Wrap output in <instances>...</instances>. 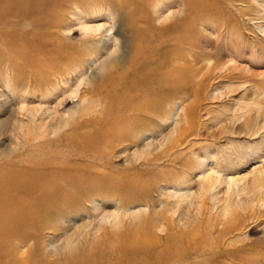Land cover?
<instances>
[{
    "label": "bare ground",
    "instance_id": "6f19581e",
    "mask_svg": "<svg viewBox=\"0 0 264 264\" xmlns=\"http://www.w3.org/2000/svg\"><path fill=\"white\" fill-rule=\"evenodd\" d=\"M79 1L0 0V45H3L5 49V53L0 50V65L8 69L5 72V76H2V80L3 77L6 79L8 91L4 88L0 90V112L9 111L11 113L14 118L12 128L15 132L17 131V136H15L17 143L12 145V141L9 144L10 148L8 146L6 150L0 149V264H62L60 259H58L59 261L54 260L55 256L57 257L58 255V251L63 249L62 246L61 249L56 247L55 249L51 248L52 250H45V252L39 246V244H42L43 249L52 246L49 241L38 239L41 234L46 233V230L53 229L54 225H50L48 221L47 224L45 223L44 228H41V230L38 228V231L34 228L35 231H29V234L23 239H20V236V238H17V235L26 229L28 230V228L31 230L33 226L40 227V224L51 216H55L57 222L59 221L62 226L71 225L75 223L73 222L74 219L71 217L66 218L69 216H67V213L69 214L72 211L70 205H81L82 203L88 205L87 202L92 204V210L100 211V215H102L98 224L95 221H86L82 226L77 227L79 236L85 240H88L91 235L97 234V237H94L95 244L88 247L90 259L92 253L110 249L111 252L118 254H116L117 256H110L111 264H184L183 262L189 259L188 257L191 256V253L197 258L203 259L201 264H214L220 253L215 254L218 250L217 248L211 249L215 242L212 237L213 233L210 232L208 234L209 232L199 231L200 223L195 228L187 229L174 217L177 210H179L180 203L170 202V200L184 197L182 195L179 196L181 189L174 190L175 193L169 191L161 195L166 197V206L158 215H156L155 209L150 204L135 209L128 207V201L121 208L115 209L113 212H107L106 209H101L103 207L102 202L100 203L97 199H93V196H95L93 194L108 185L116 184V182H111L110 178L109 180L107 179L111 175L107 171L110 169L107 162L112 152H114L112 148L115 149L116 146L122 145L131 139L139 140L140 136L143 135L139 128L132 132L111 131L112 139L108 141L109 145H111L107 144L108 147L102 153H99L101 159H98L99 161L95 160L91 164H89L90 162L88 164L83 163L85 161L83 158L75 159L70 158L74 156L67 155L60 157L51 155L49 158H47L48 156L45 158L35 157V159L31 158V160L30 158H25L28 154L25 152L26 146L34 147L35 151H44V155H48L51 149L49 145H45L49 144V142L53 144L54 142L51 143L52 137H56L59 133L61 135V132L65 131L69 126L74 125L73 130H76L79 127L89 125L93 121L99 123L98 117L101 116V111L100 113L98 112L105 100L103 101L102 98H96L95 100L94 98L95 101H88L91 95L81 91L82 84L93 82L97 73L102 75L104 72L108 71L109 73L111 71L110 76L107 78V83L117 84V88L105 96L106 99H113L117 102L123 100V98L126 100L124 104L121 103L120 112L115 113L109 120L105 121V126L116 128L126 122L138 125L139 122L144 123L142 117H159L166 122L170 120L172 112H166L167 114L163 115L165 110L160 112L152 108L142 107V102L150 94L166 90L165 86L171 87L176 82L192 78L195 70L193 65L194 58L191 60L180 59L175 65L168 64L162 67L165 72L161 73L158 81L149 82L148 78L157 75L159 70V61L153 57L161 51V47L152 48V41L156 35L161 37L164 34L163 29H166L167 24H169L168 22L175 18L178 20L174 21V28L182 27L180 35H185L187 29L183 20L186 14H190L195 9L208 10L214 1H92L87 5L86 12L82 13L87 15L88 12L89 14L91 12L93 17L88 18L81 15L75 17L73 15V20L76 19V22H78L77 26H79L78 30L81 34L78 42L81 43V47H66L64 44V39L66 38L61 33L66 34L67 30L71 31L69 30L71 26L68 27L66 26L67 24H64L68 19L66 20L67 17L65 18L59 11L67 5L68 8L70 3L75 5V8H78ZM105 3L108 4L107 13L104 12L107 15L102 12L106 10L103 6ZM172 3L177 4L178 9H170L169 13L165 14V9ZM183 7H190V9L188 11L187 9L183 10ZM146 9L147 12L139 17L137 16V14L139 15ZM136 16L138 18H135ZM21 22L26 27L16 28ZM16 41H22L24 45L18 46L16 48L17 51L12 52L14 43L17 46ZM72 42L74 41L72 40ZM183 43L181 42L180 44L183 45ZM181 45L175 46L174 49L179 50ZM33 46L36 49L33 50ZM113 47L115 50L111 51ZM99 51H103L102 53L108 54L109 57L96 63L98 59L100 60L98 58ZM151 58L152 62L158 64V66L154 65L147 70L145 64L149 63ZM127 59L130 60V63L124 69ZM73 64L77 66L75 71L81 73L83 78H79L80 81H77L78 85L76 84V87L73 86L75 87L74 89L70 88L71 91L69 92L66 91V88H68L71 79L67 76L69 67ZM48 72H54L55 74L53 77H49L47 76ZM1 83L3 84V81ZM148 85L152 86L151 88L149 87V90L147 89ZM59 93H63L65 97L75 98L77 103L82 104L80 110H75L71 113L62 112L60 109L63 99V101L58 99V103L53 105L54 100L57 99L55 96ZM15 101H19L18 106L14 104ZM87 101L89 103H86ZM99 114L100 116H98ZM18 115L22 117H18ZM185 116L188 120V115ZM26 130L28 131L26 132ZM90 132L92 134L91 130ZM187 132V129H182L180 136L182 137ZM65 136L67 138V134ZM181 137L176 140L172 138L171 144L162 153L165 154L175 148L180 143ZM162 141L165 142L166 140ZM31 149L33 150V148ZM109 149L112 152H109ZM155 149L156 147L135 156L133 159L134 163H138L141 160H150L151 156L154 155ZM16 151L21 153L18 154L17 152L18 155L13 156ZM9 154L11 155L10 158ZM5 156H8L6 160ZM88 160L89 158L86 161ZM100 160H102V164H100ZM152 170L151 173H155ZM263 174L255 173L253 179L254 189L250 191L252 193L249 192L251 195L245 193L248 195L246 199L249 202L247 204L243 202V199L242 202L245 205L238 203L234 207H227L225 215L223 214L222 216L229 226L225 227V229L223 228V231H219L220 234L221 232L224 235L241 233L244 230L246 217L241 211L245 214L250 213L254 217L261 215L264 206ZM154 177L156 178L157 176ZM92 178L95 180V184L88 189V194L83 195L82 191L74 190ZM232 181L240 182L235 179H232ZM125 184L130 183L126 182ZM85 197H88V199L85 200ZM113 200L117 201V198H113ZM152 211L155 212L153 213ZM109 227L112 230L111 232L108 230ZM83 233L86 235L82 236ZM75 239L71 236L66 245H64L70 251L69 253L67 251L66 256L69 258L67 260L70 263L79 264L85 258L76 256L78 249H73L76 246ZM233 239L235 241V238ZM234 241L233 243H235ZM83 242L85 241L83 240ZM241 252L243 253V251ZM241 260L243 259L241 258ZM94 264L97 263L94 262Z\"/></svg>",
    "mask_w": 264,
    "mask_h": 264
},
{
    "label": "rangeland",
    "instance_id": "374dc122",
    "mask_svg": "<svg viewBox=\"0 0 264 264\" xmlns=\"http://www.w3.org/2000/svg\"><path fill=\"white\" fill-rule=\"evenodd\" d=\"M92 1L99 0H80L78 8H75L76 6L70 3L68 8L67 5L61 9L62 11H59L65 18L67 17L66 20H68L64 24H67L66 26L68 27L71 26L69 30L72 31L67 30L66 34L61 33L66 38L64 39L66 47H81V43L78 42L79 37H81L78 30L79 26H77L78 22H76V19L73 20V18L79 15L87 16L88 18L93 17L91 12L90 14L88 12L87 15L82 13L86 12L87 5ZM201 1H214V3L208 10L195 9L190 14H186L183 20L187 29L185 35H180L182 27L174 28L173 23L178 20L175 18L168 22L166 29H163L164 34L161 37L160 35L154 36L155 38L152 41V48L161 47V51L153 57L159 61V70L157 75L153 76L154 78H148L149 82L158 81L161 73L165 72L162 67L168 64L175 65L180 59L191 60L194 58L193 65L195 70L192 78L176 82L177 85L175 84L171 87L165 86L166 90L150 94L142 102V107L152 108L160 112L165 110L163 115L167 114L166 112H172L170 120L166 122L159 117H142L144 123L139 122L138 125L126 122L116 128L105 126V121L109 120L115 113L120 112V105L124 104L126 100L123 98V100L117 102L113 99H106L105 96L108 93H112L117 88V84L107 83V78L110 76L111 71L109 73L108 71L104 72L102 75L97 73L93 82L82 84L81 91L91 95L90 98L92 97V99L88 98V101H92L94 98L95 100L96 98L105 100L98 112L100 113L101 111V116L100 114L98 115L100 116L98 117L99 123L93 121L89 125L79 127L76 130H73L74 125L69 126L65 131L61 132V135L60 133L56 135L57 138L52 137L51 143L54 142L53 144L49 142V144L45 145H49L52 152L48 155H44V151L42 153L41 151H35L34 147H31L33 148L32 150L29 146H26L25 152L28 154L25 158H30L31 160V158L35 159V157L45 158L48 156L47 158H49L51 155L57 157L67 155L74 156L70 158L75 159L83 158L85 160L83 163L88 164L90 162L89 164H91L95 160L101 159L99 153H102L108 147V141L112 139L111 131L132 132L139 128L140 132L143 133L139 140L131 139L122 145H118L116 146L117 148H112L114 152L111 149L108 150L112 152V155L107 162L110 167L107 170L109 173H107L111 174L107 179L109 180L110 178V181L116 182V184L108 185L93 194L95 195L93 199L103 203L104 208L102 207L101 209L113 212L128 201V207L135 209L150 204L156 211L152 212L158 215L166 206V197L161 195L169 191L175 193L174 190L181 189L179 196L182 195L184 197L170 200V202L180 203L179 210H177L174 217L187 229L195 228L200 223L199 231L209 232L208 234L210 232L213 233V236H211L215 239L213 240L215 242L211 249L217 248L218 250L215 254L220 253L217 263L215 262L214 264H264V206L261 215H256V217L241 211L246 217L244 221L245 228L241 233L227 235L222 234V232L221 234L219 233V231H223V228L225 229V227L229 226L222 216L223 214L225 215L227 207H234L238 203L247 204L249 201L246 198L252 193L250 191L254 189L253 179L255 173H264V18H262L264 17V0ZM103 6L106 10L102 12L106 14L108 4L105 3ZM169 7L165 9V14H168L170 9H178L177 4L173 3ZM182 9H187L188 11L190 7H183ZM145 12H147V9L139 13V15L137 14V16L139 17ZM137 16L135 18H138ZM25 27L26 25L21 22L16 28ZM191 30L193 31L190 32ZM16 42L17 46L14 43L12 52H16L18 46L24 45L22 41ZM181 42H184L183 45L180 44ZM178 45H181L180 49H174ZM34 49L36 47L34 48L33 46ZM0 50L5 53L3 45H0ZM113 50H115L114 47L111 51ZM12 52L11 54H13ZM102 52L99 51L98 58L100 60L98 59L96 63L109 57L108 54ZM129 63L130 60L127 59L124 69L128 67ZM154 65L158 66V64L152 62V58L149 63L145 64L147 70ZM69 68L67 77L73 82L69 81L66 91L70 92L72 88L74 89L78 85L77 81H80L83 77H81V73L75 71L77 69L76 65L73 64ZM0 71V79L2 80V76H5V72L8 69L0 65ZM54 74V72H48L47 76L53 77ZM73 75L75 76L72 77ZM2 81L3 84L1 83ZM2 81L0 82L2 84H0V90L4 88L8 91L5 77H3ZM149 87L151 88L152 86L148 85V90L150 89ZM55 97L57 99L54 100L53 105L58 103V99L64 100H62L63 103L60 109L62 112L71 113L81 108L82 104L77 103L75 98L65 97L63 93H59ZM88 101L86 103H89ZM18 103L19 101H15L14 104L18 106ZM185 115H188V120ZM18 117L22 116L18 115ZM13 120L14 118L9 111L0 112V149L6 150L12 141V145L17 143L15 138L17 131L15 132L12 128ZM182 129H187L188 132L181 137L180 132ZM179 137H181V144L179 143L175 148L169 150L165 153V156L162 152L171 144L172 138L176 140ZM164 139L167 143L162 141ZM151 144L152 146L150 147ZM164 144L165 146H163ZM155 147L154 155L150 158L151 161L141 160L138 163H134L133 159L135 156ZM17 152L18 154L21 153L16 151L13 156L18 155ZM72 153L76 154L73 155ZM8 156L9 158L11 157L10 154ZM8 156L4 157L5 160ZM87 158H89L88 161H86ZM143 161L145 162L143 163ZM101 162L102 160H100V164H102ZM113 168L116 169L114 170ZM151 170L155 173H151ZM154 176L157 177L155 178ZM232 179L240 182H233ZM155 181H158V184ZM126 182L130 184H125ZM94 184L95 180L92 178L74 190L82 191V194L85 195L88 194V189L92 188ZM113 198H117V201L113 200ZM86 199L88 197H85ZM87 203L88 205H85V203L70 205L73 212L67 213V216H69L66 218L71 217L75 223L62 226L59 221L57 222L55 216H51L40 224L42 227L39 225L40 227L33 226L31 230L28 228V230L26 229L18 234L17 238L21 237L20 239H23L29 234V231L41 230L48 221L50 225H54L53 229L46 230V233L41 234L38 239L49 241L52 246L43 249L42 244H39L42 247L39 248L45 252V250H52L56 247L61 249L62 246L63 249L59 250L61 252L58 251V255L57 257L55 256L56 259L54 258V260L60 259L62 264H73L67 260L69 259L66 256L67 251L68 253L70 251L65 246L72 236L74 239L78 238V240L77 238L75 239L76 246L73 248L74 250L78 249L76 256L85 258L79 264H94V262L97 264H111L110 256H117L118 254L111 252L110 249L92 253L91 255L94 257L91 256V259L89 258L90 254L88 253L90 250L88 247L95 244L94 239L97 234L91 235L88 240H85L77 232V227L82 226L86 221H95L98 224L101 220V212L92 210V204ZM209 223L210 225H208ZM216 224H219V226L217 227ZM256 224L258 225L256 226ZM205 229L207 230L205 231ZM213 229L214 231H212ZM108 230L109 232L112 231L110 227ZM85 235L83 233L82 236ZM222 237H224V240ZM233 238H235V241ZM227 240L229 243H226ZM238 252H241L240 255ZM248 255L250 256L248 257ZM236 256L237 259L239 258L238 260ZM188 258L183 262L184 264H201L203 260L194 256L193 253Z\"/></svg>",
    "mask_w": 264,
    "mask_h": 264
}]
</instances>
